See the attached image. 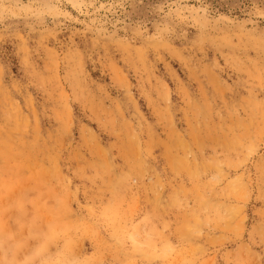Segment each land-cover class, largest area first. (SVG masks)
I'll list each match as a JSON object with an SVG mask.
<instances>
[{"label": "rangeland", "instance_id": "obj_1", "mask_svg": "<svg viewBox=\"0 0 264 264\" xmlns=\"http://www.w3.org/2000/svg\"><path fill=\"white\" fill-rule=\"evenodd\" d=\"M0 264H264V0H0Z\"/></svg>", "mask_w": 264, "mask_h": 264}]
</instances>
